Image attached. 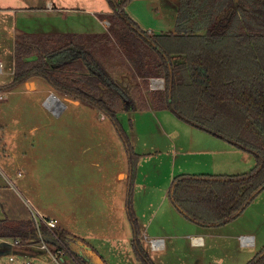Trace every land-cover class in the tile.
Segmentation results:
<instances>
[{
	"label": "trees",
	"instance_id": "obj_1",
	"mask_svg": "<svg viewBox=\"0 0 264 264\" xmlns=\"http://www.w3.org/2000/svg\"><path fill=\"white\" fill-rule=\"evenodd\" d=\"M129 2L108 0L112 10L105 33H18L9 85L41 75L55 88L108 114L134 172L140 156L119 113L148 107L142 89L149 88L152 77L164 78L165 88L149 92L154 104L225 137L257 159L247 173L183 174L171 185V199L188 219L209 226L228 223L264 190V0H178L176 29L157 34L130 16L125 9ZM70 47L77 52L58 58ZM109 56L122 60V70L130 75L127 85L109 68L104 59ZM130 189L127 206L136 258L157 264L140 240ZM41 228L47 235V226ZM57 233L59 239L47 238L52 246H66L64 264H91L71 248L76 236L60 227ZM0 237L26 241L38 238L39 231L33 219H0ZM246 264H264V247Z\"/></svg>",
	"mask_w": 264,
	"mask_h": 264
},
{
	"label": "crops",
	"instance_id": "obj_2",
	"mask_svg": "<svg viewBox=\"0 0 264 264\" xmlns=\"http://www.w3.org/2000/svg\"><path fill=\"white\" fill-rule=\"evenodd\" d=\"M176 2L178 0H130L125 9L144 30L156 34L168 33L176 29L177 9L173 11ZM49 3L52 8L53 3ZM57 9L58 17H62V13L72 12L75 8L58 0ZM24 18L21 20L22 33L30 27ZM17 19L11 17L7 25L0 22V62L3 64L0 74H8L5 81L0 80V95H5L0 97V219H32L30 207H33L45 215L58 217L59 227L77 238L71 241V248L90 263L97 258L98 262L102 260L105 264H141L136 255L133 256L134 231L127 206L131 186L133 207L140 225V240L156 263L166 264V260L177 258L183 250L192 252L197 264H204V255L200 250L212 243L213 238L224 236L237 239L239 243L238 237L242 234L235 233V229L221 232L220 228H204L207 226L186 218L172 199L167 206V213L173 221L170 222L185 228L153 227L157 212L155 202L147 204L144 214L138 206L140 159L132 172L130 153L108 114L55 88L41 75L9 85L15 73ZM58 25L59 31L90 33L84 29L76 32L71 24L67 27L61 26L62 23ZM76 52V48L70 47L60 52L58 58ZM120 78L121 85H127L130 78L128 70H121ZM53 94L65 103L64 108H59L58 103L50 100ZM127 133L134 152L141 157L142 153L136 151L131 134ZM230 148L227 149L228 154L233 156L245 151L232 143ZM220 152L222 150H215V154ZM180 155L183 156H176L175 165ZM212 160L197 161L195 165L200 169L195 171L200 170L197 171L200 175L238 174L239 167L233 165L234 159L223 156ZM188 162L182 163L180 175H192L188 170L194 165L189 167ZM58 169L70 170L71 180H68L67 187L63 186L64 181H58V174L62 173ZM48 185L52 191L59 192L48 197L45 194ZM150 186L152 184L147 181L145 187L148 194L152 193ZM65 188L69 189L68 194H65ZM142 216L152 217V220L143 223ZM252 235L255 246L257 238ZM145 236L164 237V249L155 251L146 247ZM195 237L201 238L200 244L193 241ZM239 247L247 246L239 243ZM21 250L25 254L35 253L33 248Z\"/></svg>",
	"mask_w": 264,
	"mask_h": 264
},
{
	"label": "rangeland",
	"instance_id": "obj_3",
	"mask_svg": "<svg viewBox=\"0 0 264 264\" xmlns=\"http://www.w3.org/2000/svg\"><path fill=\"white\" fill-rule=\"evenodd\" d=\"M49 1L53 3L52 8H50ZM62 3L75 9L72 12L62 13V17H58V0H0V22L3 25H7L11 17H18L17 33H19L23 31L21 20L24 16V20L30 25L24 32L31 36L58 32L71 33L59 31L58 23H62L61 26L64 27L71 24L74 31L79 32L84 29L89 31L91 35L105 33L110 28L108 12L112 9L108 0H62ZM176 3L177 6L174 5L173 11L175 12L177 9L176 13L178 16L179 3ZM177 20L178 18H176V23ZM104 59H106L109 68L114 71L116 78L121 79L122 60L111 56L104 57ZM7 76L8 74L6 73L0 74V80L5 81ZM152 89L154 88H151L150 85L149 88L142 89L141 97L142 99L144 97L148 107L139 108V110L127 109L119 113L121 122L131 134L136 151L142 153L139 158L141 183L138 194L140 196L138 206L142 214H144L147 204L155 202L157 212L152 225L155 228H163V226L167 228H185L178 224L174 226L170 213H167L169 211L167 206L171 201L170 188L174 181L173 179L180 175L183 162L189 160V167L194 166L188 171L192 175H200L197 172L200 170L195 171L200 169L199 166L195 165L197 161L204 162L214 158L217 160L219 157L226 156L234 159L233 165L239 167L238 174H241L252 171L257 165V159L253 153L251 154L245 149L242 150L246 152L241 151L234 156L229 155L227 149H231V141L190 122L176 114L172 109L160 106L159 103H156L157 105L154 104L151 93H149L152 92ZM132 128L134 129L132 130ZM112 129L115 132V129ZM215 150H222V152L215 154ZM179 154H183V156H179L175 165V158ZM58 170L62 171L61 174H58V181H64L65 185L63 186H66L70 179V170ZM146 180L152 184L149 187V190L152 191L151 194H148L145 187ZM53 187L56 186L53 185ZM43 188L45 190V186ZM58 192L56 190L55 192L52 191L49 185L46 186L45 194L47 193L48 197L54 196ZM64 192L68 194L69 189L67 191L65 188ZM48 203L54 204V202ZM56 204L58 206V202ZM151 220L152 217L142 216L143 223ZM205 226L207 227L204 228H220L219 231L221 232H232L235 229L234 232L237 234H254L257 238V244L253 247H239L240 240L238 243L237 239L217 236L213 238L212 243L208 242L209 244L200 250L204 255V264H246L264 246V190L247 205L242 213L228 223L210 225L213 227ZM128 228H131L130 225H128ZM12 240L11 238L0 237V264H23L27 260H31L36 264H63V261H60V263L54 261L48 252L40 249L38 242L33 244L35 253L25 254L21 248L11 246ZM144 243L146 247H150L147 240L144 239ZM112 253L116 255L115 252ZM10 256H14L15 260H11ZM180 256L166 260V264H197L192 252H184L182 250ZM159 264L165 263L159 262Z\"/></svg>",
	"mask_w": 264,
	"mask_h": 264
},
{
	"label": "built area",
	"instance_id": "obj_4",
	"mask_svg": "<svg viewBox=\"0 0 264 264\" xmlns=\"http://www.w3.org/2000/svg\"><path fill=\"white\" fill-rule=\"evenodd\" d=\"M3 71V64L0 62V73ZM150 86L154 89H161L165 88V79L162 77H152L150 79ZM1 98L5 97L4 94L0 95ZM31 209V216L32 219L35 221L38 231H39V237L38 238H31L28 240H22L21 238H15L12 240L11 246L14 248H33L34 243H39V248L48 252L54 261L59 262L63 261L68 256V250L66 246L58 245V246H52L48 240L44 237V233L42 231V225H46L49 232L53 234V236L56 239H59V235L57 233V229L60 226V220L58 217L54 216H48L43 213H41L36 208L30 207ZM145 239L148 241L150 248L152 250L158 251L163 250L165 247V238L164 237H148L145 236ZM239 240L242 246H254V236L252 234H242L239 236ZM193 241L197 244H200L201 238L195 237ZM11 260H15L14 256H10ZM23 264H36L32 262L31 260H27Z\"/></svg>",
	"mask_w": 264,
	"mask_h": 264
},
{
	"label": "bare ground",
	"instance_id": "obj_5",
	"mask_svg": "<svg viewBox=\"0 0 264 264\" xmlns=\"http://www.w3.org/2000/svg\"><path fill=\"white\" fill-rule=\"evenodd\" d=\"M50 100L53 101V102L58 103V106L60 108H64L65 107V103H63V101L59 97H57L56 95H52Z\"/></svg>",
	"mask_w": 264,
	"mask_h": 264
},
{
	"label": "water",
	"instance_id": "obj_6",
	"mask_svg": "<svg viewBox=\"0 0 264 264\" xmlns=\"http://www.w3.org/2000/svg\"><path fill=\"white\" fill-rule=\"evenodd\" d=\"M47 235L52 236L53 234L51 232H47ZM47 235L45 234L44 237L48 240ZM99 262H98V259L97 258H94L93 262H91V263L92 264H105L104 262H102V260H100Z\"/></svg>",
	"mask_w": 264,
	"mask_h": 264
}]
</instances>
